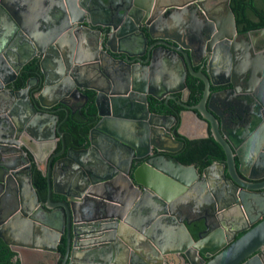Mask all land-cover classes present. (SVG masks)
<instances>
[{"label": "water", "instance_id": "1", "mask_svg": "<svg viewBox=\"0 0 264 264\" xmlns=\"http://www.w3.org/2000/svg\"><path fill=\"white\" fill-rule=\"evenodd\" d=\"M207 17L201 0H0V239L18 264H264V217L245 223L246 205L264 196V181L253 182L264 177V52L233 66L237 95L210 93L228 73L206 61L212 38L204 51L191 44L209 32ZM32 59L37 74L15 88ZM202 61L205 73L193 69ZM187 73L203 84L193 105ZM84 90L98 119L85 146L65 148L51 107L79 109ZM151 99L181 110L151 112ZM200 130L223 161L198 171L172 154L174 134L191 140ZM56 136L45 165L33 156L46 180L40 202L24 142L52 151Z\"/></svg>", "mask_w": 264, "mask_h": 264}, {"label": "flooded vegetation", "instance_id": "2", "mask_svg": "<svg viewBox=\"0 0 264 264\" xmlns=\"http://www.w3.org/2000/svg\"><path fill=\"white\" fill-rule=\"evenodd\" d=\"M173 1H177V0H173ZM201 6L204 8L206 16H208L206 26L208 27L209 32L206 34L193 35L196 38L194 40L191 39V41H192L191 44L194 45L196 42V46L198 47L199 42L202 43L203 44L202 45L203 51H204V46H205V40L204 39L207 38L210 41V39L212 38V43L210 42L209 49L211 51L214 50L215 56L212 57V55L209 54L210 56L207 57L206 61L207 62L210 61V68L212 71L215 70L216 68L221 67L223 69V71H226L228 73V76H227V81H225V82L223 81L221 84L216 85V86L211 85L210 86V93H218L221 97L225 96V98L227 96L233 97L234 95H237V92H236L237 89L233 90L231 83L234 84V87H235V85H238V87H240L242 80H243V79H240V75L238 76V79L232 78L231 70H232L233 66L236 65L237 62L239 63L241 60L250 59V58L254 57L255 55H260L262 52H264V40L261 38V35L259 32L260 29H264V25L263 26H257V25H260L264 21V13H262L261 9H258V8L264 7V1L263 0H254V6H253V8H255L254 16L248 17V18H246V20L244 19L243 21L239 22V21H237L238 18H235L233 11L231 10V8L229 6V0H228L227 7L229 8V10L232 14V24L230 23V19L226 15L224 0H201ZM201 17L204 18L202 15L198 16L199 19ZM248 25H255L256 27H251ZM217 35L218 36L221 35V37L220 36L218 37ZM206 53L207 52H204V54H206ZM201 64H203L201 70L203 73H205L206 65H205V63H203V61L196 64L193 67V69L196 71ZM187 75L192 77L189 73H187L185 76V79H186ZM192 78H194V77H192ZM194 83L195 84H193V85H195V86L200 83L202 85V88L199 91L198 99L196 101H194V103H191L190 102L191 101L190 94H191V96L193 94L191 93V89L186 86V88L188 89V94L186 97V103L189 105H193L199 101L200 96L202 94V90H203V84L201 81L194 78ZM231 97H230V99H231ZM176 98H177V96H176ZM80 104H78V105H80ZM149 105L152 107H158V108H160L161 105H163V108L159 109L160 110L159 112H155V113H161V114L162 113L168 114V113H164V110H166V109L170 110V111L172 110V111L176 112V114H178L179 111L181 110V108L175 109L174 106H178V105L175 104L174 101H172L170 99L166 101V104H164L163 99H162L161 101L155 102V103L150 101V102H148V107H149ZM242 112L246 116L250 115V112H248V111H247V114L244 111H242ZM224 116H225V114H224ZM230 116H232V114H228L224 118V123L226 125H229V126L231 125L232 121H234V119ZM244 122L246 123L247 121L245 120ZM243 124H240L238 126H243ZM174 126H175L174 129L176 130V127H177L176 125H173L171 129L173 130ZM207 132H208V130H207ZM197 135H199L198 138L188 140L191 143L194 142L192 144L193 148L194 147L196 148L199 145H201V144H199V142L201 140L207 139L208 137H210L209 133L206 136H204L203 131L197 133ZM173 137L175 139L181 141V146L179 147V149H177L172 154L173 156H175L182 149L184 138H182L176 134H174ZM57 139L58 138L56 136V142H57ZM174 147H175V145H174ZM208 154H210V153H208ZM209 156H211V155H209ZM212 162H221V161H216V160L214 161L213 160L210 163H212ZM208 165H206V166H208ZM195 166L197 167V165H195ZM205 167H203V168H205ZM197 169H198V167H197ZM256 177H257V179L253 180V182L264 181V177H262V174H259ZM252 198L254 199L255 202L253 204L248 203L246 205L247 212L250 216L249 220L247 222H245V223H247L246 225H248V227H251L252 224H254L255 222L259 221L260 219H262L264 217V205H263L264 203L262 202L264 196L262 197V196H260V194H256ZM257 210L262 211L261 212L262 214H258V213L256 214ZM199 215L200 214H197L196 216H199ZM196 216H190V217L193 218ZM237 225L243 226L242 223H239ZM240 234L241 233L236 234L235 237H238ZM58 248H59V246H58ZM207 259L208 258H205L204 261H206ZM49 264H51V262H49ZM169 264H172V263H169ZM176 264H185V263L182 260H179ZM196 264H201V261H198Z\"/></svg>", "mask_w": 264, "mask_h": 264}, {"label": "trees", "instance_id": "3", "mask_svg": "<svg viewBox=\"0 0 264 264\" xmlns=\"http://www.w3.org/2000/svg\"><path fill=\"white\" fill-rule=\"evenodd\" d=\"M264 1V0H263ZM229 6L233 11L235 18H238L237 21L241 22L248 17L254 16L255 8L254 0H229ZM262 10L264 13V7L258 8ZM264 21L257 26H263ZM251 27H256L255 25H248ZM38 66L35 59L30 60L22 68L19 70L15 80L14 86L15 88H21L24 86V83L27 78L34 76L37 74ZM185 84L188 88L191 89V93L193 94L191 97V103H194L198 99L199 91L202 88V85L199 83L196 86L193 85L194 78L187 75L185 79ZM84 93L87 96L85 103L81 106L80 109L70 112L66 110L62 105L56 104L51 107L54 114L57 116L56 120V128L62 134V140L64 143L65 148L72 147V148H80L85 146L84 142L87 136V133L90 128L96 123L98 117L96 115V107L93 102V92L89 90H84ZM153 103L156 101L151 99ZM175 109L180 107L174 106ZM149 110L151 112H159V109L163 108L161 105L160 108L152 107L149 105ZM164 113H168L170 115H175L177 117L176 112L170 110H164ZM175 126L173 127V130ZM194 143V142H193ZM190 141L183 139V146L182 149L174 156L178 162L181 164H194L197 165L198 170L200 171L203 167L208 165L211 161H222L223 160V153L221 148L217 143H215L210 137L207 139H203L199 142L198 147L192 146ZM60 149V141L57 139L56 146L53 152H57ZM210 151V152H209ZM210 153V154H208ZM29 162H30V179L31 185L37 195V199L40 202L45 201L46 198V180L45 175H43L40 171L42 165L39 167L36 166L35 162L33 161L32 157L29 153L26 154ZM211 155V156H209ZM52 200L59 199L57 195H51ZM188 230L195 237L196 231L201 229V224L199 222L191 223L188 225ZM60 250L62 249L59 246ZM14 252H12L8 245L5 244L0 239V264H18V261H15Z\"/></svg>", "mask_w": 264, "mask_h": 264}, {"label": "crops", "instance_id": "4", "mask_svg": "<svg viewBox=\"0 0 264 264\" xmlns=\"http://www.w3.org/2000/svg\"><path fill=\"white\" fill-rule=\"evenodd\" d=\"M119 0H113L114 3H116ZM80 104V101H74L73 105H78ZM200 132H202V130H200ZM24 145L26 147V150H28V153L30 154V156L33 159V156H35L36 158L42 160L43 165H45L47 158L53 153V150L51 151L50 145H44L43 142L42 143H38L34 140H25ZM54 159V158H53ZM52 159V160H53ZM201 210V208H200ZM188 215L190 216H196L197 212H189L188 211Z\"/></svg>", "mask_w": 264, "mask_h": 264}]
</instances>
